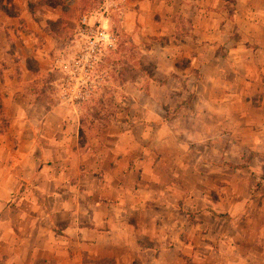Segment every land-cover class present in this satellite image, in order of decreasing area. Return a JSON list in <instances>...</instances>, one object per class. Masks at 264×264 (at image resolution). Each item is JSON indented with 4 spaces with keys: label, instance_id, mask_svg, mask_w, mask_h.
I'll return each mask as SVG.
<instances>
[{
    "label": "crops",
    "instance_id": "1",
    "mask_svg": "<svg viewBox=\"0 0 264 264\" xmlns=\"http://www.w3.org/2000/svg\"><path fill=\"white\" fill-rule=\"evenodd\" d=\"M10 3L0 264H264V0H111L95 19L143 65L90 130L30 86L61 0Z\"/></svg>",
    "mask_w": 264,
    "mask_h": 264
},
{
    "label": "rangeland",
    "instance_id": "2",
    "mask_svg": "<svg viewBox=\"0 0 264 264\" xmlns=\"http://www.w3.org/2000/svg\"><path fill=\"white\" fill-rule=\"evenodd\" d=\"M61 2L63 6L61 18L47 25V28L54 31L58 39L56 45L58 51L54 53L52 70L36 72V80L30 83V86L36 91L45 92L51 102L59 100L58 88L61 93L60 86L63 82L62 79H65L61 71L62 65L79 52L81 42L76 37L79 18L87 14L96 20V13H99L101 8H114L111 0H77V2L61 0ZM116 35L118 38L116 48L105 56L96 67L98 79L93 92L85 99L73 101L79 106L76 108V114L81 118L83 130L100 128V123L109 120L116 113V101L118 94L121 93L118 87L122 82L131 80L134 75L127 71L133 67L131 61L136 57V66L142 67L143 65L140 55L130 56L129 60L123 57L121 39L118 34ZM38 39L39 42L42 41L40 38ZM59 95L61 96V94ZM82 141L86 142L85 139ZM75 258L80 259V255Z\"/></svg>",
    "mask_w": 264,
    "mask_h": 264
},
{
    "label": "built area",
    "instance_id": "3",
    "mask_svg": "<svg viewBox=\"0 0 264 264\" xmlns=\"http://www.w3.org/2000/svg\"><path fill=\"white\" fill-rule=\"evenodd\" d=\"M76 37L81 42L79 52L61 67L65 79L60 86V97L72 103L93 92L98 79L96 67L116 48L118 41L112 30L87 14L78 20Z\"/></svg>",
    "mask_w": 264,
    "mask_h": 264
},
{
    "label": "trees",
    "instance_id": "4",
    "mask_svg": "<svg viewBox=\"0 0 264 264\" xmlns=\"http://www.w3.org/2000/svg\"><path fill=\"white\" fill-rule=\"evenodd\" d=\"M10 1L11 0H0V11H3L10 16L17 17L19 13L17 9L10 3ZM0 110L1 113L3 114L4 110L1 103H0Z\"/></svg>",
    "mask_w": 264,
    "mask_h": 264
}]
</instances>
